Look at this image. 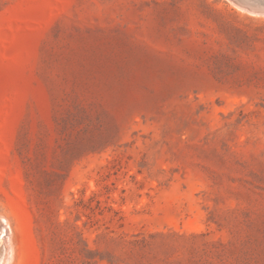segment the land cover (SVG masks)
Masks as SVG:
<instances>
[{
  "label": "rangeland",
  "instance_id": "1",
  "mask_svg": "<svg viewBox=\"0 0 264 264\" xmlns=\"http://www.w3.org/2000/svg\"><path fill=\"white\" fill-rule=\"evenodd\" d=\"M241 1L0 0L6 264H264V0Z\"/></svg>",
  "mask_w": 264,
  "mask_h": 264
},
{
  "label": "bare ground",
  "instance_id": "2",
  "mask_svg": "<svg viewBox=\"0 0 264 264\" xmlns=\"http://www.w3.org/2000/svg\"><path fill=\"white\" fill-rule=\"evenodd\" d=\"M236 2H237V4L242 8V7H251L250 5L251 4H249V3H247V2H243V1H241V0H236ZM245 5H247V6H245ZM257 6V7H256ZM254 8H256V9H258V10H263L264 11V6H259V5H256ZM246 9V8H245ZM5 221V220H4ZM2 222V225H1V223H0V232H2V236H3V239L5 240L4 242L6 243L5 245H3L4 246V254H5V257H4V260H5V262L3 263V264H6L8 261L6 260L7 258H10V255L12 254V251H13V246H12V243H11V241H10V237H12L11 236V232H10V228H9V225H8V223H5V222ZM11 227V226H10ZM4 244V243H3ZM1 249V248H0ZM9 249H11L10 250V253H9ZM1 251V250H0ZM14 253V252H13ZM1 257V256H0ZM4 260H2V262L4 261ZM11 260V259H10ZM12 261H13V259H12Z\"/></svg>",
  "mask_w": 264,
  "mask_h": 264
}]
</instances>
